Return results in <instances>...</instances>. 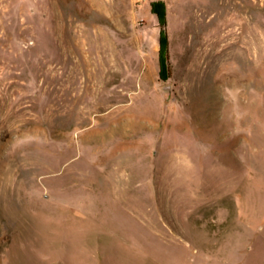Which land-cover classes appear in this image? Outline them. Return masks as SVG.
Masks as SVG:
<instances>
[{
  "label": "rangeland",
  "instance_id": "374dc122",
  "mask_svg": "<svg viewBox=\"0 0 264 264\" xmlns=\"http://www.w3.org/2000/svg\"><path fill=\"white\" fill-rule=\"evenodd\" d=\"M0 264H264V0H0Z\"/></svg>",
  "mask_w": 264,
  "mask_h": 264
},
{
  "label": "trees",
  "instance_id": "16d2710c",
  "mask_svg": "<svg viewBox=\"0 0 264 264\" xmlns=\"http://www.w3.org/2000/svg\"><path fill=\"white\" fill-rule=\"evenodd\" d=\"M154 11L159 13L160 21H161L162 24H164L165 23V10L164 9L159 10L158 9V5H155ZM161 44H162V51L164 53V52H166L167 46H168L167 38H166L165 35L162 36Z\"/></svg>",
  "mask_w": 264,
  "mask_h": 264
}]
</instances>
